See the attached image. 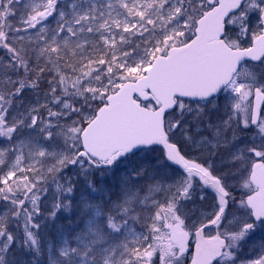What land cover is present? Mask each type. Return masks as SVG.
<instances>
[{
    "label": "snow or ice",
    "instance_id": "6c2138e0",
    "mask_svg": "<svg viewBox=\"0 0 264 264\" xmlns=\"http://www.w3.org/2000/svg\"><path fill=\"white\" fill-rule=\"evenodd\" d=\"M0 264H264V0H0Z\"/></svg>",
    "mask_w": 264,
    "mask_h": 264
}]
</instances>
